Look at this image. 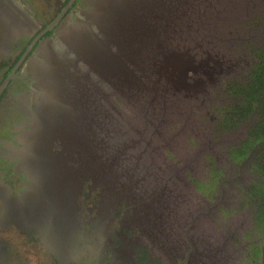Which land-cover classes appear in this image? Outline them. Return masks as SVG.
Segmentation results:
<instances>
[{
    "label": "flooded vegetation",
    "instance_id": "1",
    "mask_svg": "<svg viewBox=\"0 0 264 264\" xmlns=\"http://www.w3.org/2000/svg\"><path fill=\"white\" fill-rule=\"evenodd\" d=\"M15 1L19 5H21L22 8H24V11L29 16H31L32 19L36 21L39 28H37L35 32L33 33L22 34L21 36L17 37L13 45L11 46V48L7 51V53H4V54L0 53V216H1L0 224L2 226H14L17 230L24 233L28 238L36 239L41 248V253L46 256L47 260L51 261V264L52 263L53 264H79V263L80 264H146L141 261H138L137 257L142 254L143 255L147 254L146 260L149 261L151 252L149 253L147 251H150L152 247H156L157 246L156 244L158 243L156 241L157 239L154 240L156 238V236L154 235L155 232L146 229V234H145L141 228H139L138 226H135V224L132 222L131 219H130V222L127 220L126 224L134 225L135 227L132 226V227L126 228L125 224L120 223V220L118 222H111L109 220L111 223L110 225L108 224L109 222L108 223L106 222L107 221L106 220L101 230L102 234L104 235L103 240L97 239L95 237L92 240H90L88 238L89 236L86 238V236L91 231V225L89 224L91 222V218L96 216L97 214L98 209L96 208V206L99 205L98 202L101 199L100 194H97V198H94V200H97L96 203L94 201L90 202V205H88L89 203L88 201L87 203L86 202L83 203V205H86L85 215L81 217V220H83V223L80 226L83 236L77 239V243L80 247L79 248L80 250L78 251L79 253L77 252V254L73 255L72 259L66 260L69 254L68 253L69 248H64L67 245V241L65 239L69 238L68 231H65L63 233L57 227V225H55L53 227V230L51 231L53 233H62L64 239L55 238V237H51L50 234L48 235V233H46L41 228L42 223L38 222V219H34V222L31 223L32 217L34 218L36 216V210L39 211L38 207L42 208V206L44 205L48 206L49 208H52V207L57 208L59 206L58 207L59 212L63 214H65L66 211L70 212L71 210L73 211L74 209L76 211V209L79 206V201H77V197L80 194L81 189L84 188V183L86 181H90L89 182L90 184L85 186V188H87L89 191L99 186H100L99 187L100 189L102 188V185L99 181L100 177L98 176V170L102 165H104L105 163L104 161L101 162V160H97L96 162L92 161L90 163L85 162V164L81 163L80 168H82L83 172L81 173L80 177H76L73 175V173H70V172L66 173L64 169H62V172H63L62 174L53 173V172L52 174L50 173L51 182H52L50 187H53L54 184H58V186H60L61 193L57 195L50 193L44 198L46 199L47 202H44V199H43L42 202H44V204L39 203L35 205L33 207L32 212H31L30 207L27 206L29 204V202L27 201H25V205L27 203L26 206L30 210L29 213L27 211H24L23 213V211L17 210L10 217L9 215L6 214L4 208L2 207L5 204L3 203L5 202L3 194H7V198H9L10 196L22 198V194L23 192H25L26 189H28L31 185L37 186L36 183L38 181L36 182V180L33 178L34 175L29 176V174L24 169L21 170L18 165V162L20 161L18 157V149L20 146L19 142H30L33 139L32 143H34L37 146L38 153H40L43 159H47V160L52 159L55 154L57 156V153L61 151L62 146L64 144L66 146H69V143L70 145L81 147L83 156H84L88 154L89 151H92V145L94 143L93 141L91 142V141H86L85 139H83L85 137L88 139V136H89V134L87 133V123H86L88 119H85L84 117L85 116L89 117L92 113H94L93 110H97L94 107V109L91 112L86 111V115L82 118L83 121L81 118H80V121L78 120V126H80V129H77V130L81 131V133L79 135L75 134L76 135L75 138H77L75 140L70 141V139L74 136L73 134L75 132L71 130L67 122V119L65 118V115L61 116L63 112H60V111L56 114L55 119L53 120L56 122V125L51 129L49 133V138H48V135L47 136L46 135L37 136L35 138V132H40V133L46 132V130L48 129V125L51 122V117L42 116L41 115L42 112L40 111L41 109L40 105L37 108L36 103H35L37 99L42 100L45 97V96H41L43 91L41 90V86L36 83L37 78H38V81L41 78V71L44 69L43 67H39L38 64L36 65L37 61L38 62L41 61V58H38V54H37L38 47H40L41 45L40 43L43 41L44 38L52 37L53 32L56 31L58 28H60L66 22L67 17L69 16L68 13L66 14L65 12L67 7L69 8V11H71L72 9L75 10L76 8H79L77 10V14H75V18L83 19L84 11H85L84 9L89 8L90 3L87 0H77L78 2L77 4H75L76 0L74 1L73 0H53V1L51 0H15ZM21 1H23L25 5ZM194 1L195 3L193 1L189 2V6L192 8L194 5H196L195 8H192L195 11L197 10V7L198 8L204 7V4L206 3L207 0H194ZM224 1H229L230 3H234L237 0H224ZM241 1L244 3L248 2V0L247 1L241 0ZM64 2L65 4H63ZM249 2L250 4H252L253 11L258 10V8H256L258 3L260 4L259 9L264 7V0H249ZM192 9L189 14L188 12H183L182 14H180L178 12V7H177L174 12L169 11L168 13L165 14V16L167 17V20L165 22V33H166L167 39L168 38L170 39V42L168 43L169 49L177 48L178 45L182 46L188 40L187 37L183 36L187 32L186 24L188 23L190 25V20L192 17L193 18L200 17V15H198L196 11L194 13ZM217 10L219 13L220 10H223V9L217 8ZM252 12H251L250 19H247L245 21L246 24L247 23H250V24L249 25L244 24L246 28L243 29L242 33L240 31H235L234 33L237 32L236 33L237 35L235 36V38H232L230 41V42L236 43L237 45L236 51L238 52V56H240L241 52L248 47L246 44H249L251 41V36H248V38L245 37V35L249 33L253 32L255 34V37H257L258 46H262V45H259L260 44L259 40L263 39V36H264V29H263L264 28V11L262 10V11L255 12V13H252ZM126 14L127 15L125 17L132 16L131 13L129 14L126 13ZM54 21L56 22L49 29L45 30ZM197 22H200L203 24V21L201 19L199 21L194 19L193 25ZM123 24L125 25V23ZM131 24L133 23H130V25ZM191 26L192 25H190V27ZM196 26H198V24ZM174 30H175V33L173 32ZM199 30H202L203 32H205V26L199 27ZM48 31H51V32L48 33ZM190 31H192V27ZM104 37L107 39V42L105 44L103 43L105 46L104 47L105 51H106L105 55L107 56L106 57L104 55V57L108 61L111 58L109 48L117 49L118 43H113V42L110 43L109 38L106 35H104ZM54 39L59 40L56 37H54ZM119 40L122 41L123 38L120 37ZM192 40L193 41L191 42V46L196 47L197 39L193 37ZM247 41H249V43H246ZM253 46L249 44L250 49ZM59 47H61L60 49L62 51L67 53V56H70V57L75 58L76 60H79V58H77L76 53L70 51V49L72 48L71 46H67L66 43L64 44L63 42H61ZM57 49L59 51V48ZM200 49L201 50L199 52L197 53L194 52V54L197 56L196 63L201 64L202 68H195L194 70L187 71L185 76L182 75L181 76L182 81H184L185 83L180 82L181 84L175 85L173 83V80L169 81L165 77L163 79V84L161 86H162V90H165L167 87L168 88L167 91L160 90L158 94L153 93V92H146L145 98H142V96L139 98L138 95H135V96L128 95L127 97L128 103L131 104V106L133 107L132 109L135 111L136 115L138 116L142 115L143 117H145V115H149V118H155L158 113H164L167 110L177 111L179 113L178 116L180 117V120L182 121V128L190 129L191 127L186 126V119L189 117V112H184L181 110L180 107H176V106H175V110L171 106L163 108L162 107L163 105L161 104H157V106H150L147 100L149 101V103L158 102L159 98L157 96L165 97L164 95H166V97L170 98V97H176L178 95L177 102L179 103L183 101V98H186V100H188L187 97L195 98L196 96H198L195 101H191L193 102L192 107L195 109L193 113H196L197 111H199L198 113L200 115H204V113L206 115L208 114L207 117L210 121H213L215 117L216 126H217L213 128L215 134L222 135L223 133L234 130V128H230V127L225 128V129L219 128L220 125L218 121L221 120L223 116L218 119V116L213 117L212 114H209V110L204 105L205 102L207 101L206 94H208L209 92L206 89L212 85L215 86L214 84L222 76L221 74H226V73L230 74L231 71H234V73H231V75H233L232 78H225L221 82L220 86H218L221 92L230 93L227 89L228 88L227 83L232 82V80L234 81L241 80L242 77L246 75L245 71L250 67L251 59L249 60L248 64L242 65V68H241L242 74H241V71L237 70L234 64H231V63L225 64L226 66L225 69L223 67L222 69L216 68V66H219L220 63L214 62L211 58H208V54L205 51L209 52V50L202 49V47H200ZM213 55L218 58L220 57V59L221 57H223L222 56L223 54L220 55V54H217V52H215ZM108 62L106 63L109 65ZM37 66L39 68H37ZM95 68H97V65L92 64L88 66L86 71H90L91 74L96 79V82L97 81L100 82L96 85L98 87H100L101 84L103 85L107 84L109 86V84L106 83L108 82L106 81L107 79L106 76L110 75V70L105 69L104 67H101V66H99L97 69ZM80 71H82V68L80 69ZM57 72H61V68L58 69ZM52 73H55L54 70L52 71ZM199 74L201 75L202 78L199 76ZM175 78L177 77L174 76V79ZM170 79H172V77H170ZM121 80L122 79H119L118 83ZM204 80H206L205 83H204ZM196 83H197L196 85L197 87L193 88L194 84ZM167 84H170L174 90H176L177 88H179V90L174 91L173 89L169 88V85ZM107 85L104 87V92L110 89L109 88L110 86L108 87ZM90 88H91V84H90ZM91 90L93 91L92 88ZM121 93H124V92L121 91ZM193 98L189 100H192ZM234 98L236 99V97ZM77 99L80 102L84 100V103H86L85 99L87 98L85 97V95L81 94L79 97H77ZM212 100H214V98H212ZM232 104L234 105L235 103H232ZM97 105H98V102H97ZM166 105H169V104H166ZM71 108L75 109L72 105H71ZM107 108L109 110L112 108L110 101H108L107 103ZM81 109L83 108L82 107L78 108V105H77L76 110H79V112H81ZM215 109L217 112H221L219 107L215 106ZM145 112L147 113L145 114ZM184 114H185V118L183 117ZM33 115H35V117ZM47 119H49L50 121H48ZM163 119L165 120V117ZM62 120L64 122H62ZM71 120L72 119L68 121H71ZM176 120L178 119L172 118L170 123L171 124L176 123L175 122ZM215 121H213V123ZM58 124H60L59 126L63 128L64 134H66V136L61 137V136H57L54 134L55 132L54 129L57 128ZM208 130H211V129L208 128ZM246 135H247V131L245 133V136L242 138V140L246 137ZM50 137L52 139H50ZM201 138H206L205 139L206 141L198 143V145L200 146V147L197 146L199 149L198 150L199 153L207 149H210L212 148V146H214V142L208 140L206 133L202 134ZM34 141H37V142H34ZM171 141H172L171 138L165 139L161 144L158 143L159 146L155 145L154 142H149L150 155L152 152H155V151L159 153L161 148H166V149L171 148L173 146V142ZM241 141L239 140L238 142H241ZM238 142H234V141L226 142V144L223 145L224 146L223 151L228 157L227 160L234 161L232 160L231 155L229 153V147L232 144H235ZM108 143H111V142H104V145H106L105 147H107ZM27 148L29 149V146H27ZM167 151L169 152L171 150L167 149ZM251 153L252 151H250L247 157L242 159L241 163H243L244 165L248 163L251 164V161H252ZM28 154L30 155V153ZM76 155L72 153L73 157H75ZM172 155H175V153ZM178 157L179 156L172 157L173 161L177 163L181 162L182 158L180 157L178 158ZM209 158H210V161H212L213 157L209 156ZM246 161H248V163H246ZM234 162H237V161H234ZM91 163H93V166H91ZM243 167L244 169L247 167L249 168L248 165H245ZM244 169H242V172L243 171L247 172V170L246 169L244 170ZM250 169H253V167ZM40 170L41 171L46 170L45 166L44 168H41ZM162 173L163 172H161V174L159 173V175H162ZM53 174L54 175L58 174L59 177H55ZM224 174L226 173L221 172L222 176ZM89 175L90 177H88ZM255 175H256V172H255ZM222 176H218V179ZM229 176L231 180H233L234 178L237 181L243 178L242 173H233V175H228V177ZM156 179H159V177L157 176ZM230 179L227 178L226 180V182H228L229 184H230ZM38 183L39 184L41 183L40 180ZM216 183L217 182L215 180L214 184ZM71 186H72V189H74V187L76 186L78 187V190H79L74 198L69 188ZM244 186H246V184ZM244 186L242 188V190L244 189L243 191L247 190ZM38 189L40 190V187ZM102 191L103 193L106 191L105 192L106 195L103 194V199L104 200L108 199L109 197H107V195L108 193L110 194L109 190L102 188ZM245 193L246 192H244V194ZM122 197H123L122 199H125L129 202V199L126 193ZM225 198H226V193H224V196L222 198H219L218 202L222 204ZM21 200L22 199H20L19 201ZM75 200H76L77 208H74L76 206ZM50 201L53 202L54 205L51 204ZM127 201L123 202V207L127 206L126 204L128 203ZM149 201H151V199ZM148 203L150 205L152 201L151 203L150 202ZM141 205L142 204L140 203H137V205H132L133 209L139 210L136 213V217L140 215V211L143 213H146V209L148 210V208L144 210L145 206L139 207ZM215 205L217 206V204ZM215 205H213V207H215ZM11 208L12 207L9 206V209ZM146 216L147 214H145L144 219L146 218ZM17 217L18 218L22 217L25 222L21 223ZM185 224L186 226H183L182 229L177 228L179 237H180L179 241L173 247H171V244L169 243L168 240L167 242H164L165 244L168 245V249L167 250L163 249L162 253L166 255L171 254V256L176 259V264H193L191 263V259H190L191 257H193L196 260L201 259L200 260L201 264H204L202 263L204 260H206V262L209 264H214L213 260L215 259L213 255L216 251L212 250V253H211L209 251V244L207 243V241L203 242L202 240H200L199 236L193 230V229L198 228L199 226L195 225L194 220L185 222ZM150 228H154V226H151ZM227 229L228 230H225V240L227 239V242H232V240H234V238L237 236L236 233L238 232V229L237 228L235 230L231 228H227ZM151 230H154V229H151ZM148 231H150L151 233H148ZM143 234L144 236H142ZM140 237L141 238L144 237V239H141L140 241H136L137 240L136 238H140ZM70 239H71V236H70ZM158 241H161V240H158ZM223 242L224 240H222L221 245L223 244ZM211 246H214V245H211ZM159 248L161 250L163 247H159ZM145 249L147 250L146 252H145ZM142 250H144V252ZM262 251L264 252V248L262 249ZM160 263L163 264L162 262ZM151 264H157V263L156 262L152 263L151 261Z\"/></svg>",
    "mask_w": 264,
    "mask_h": 264
},
{
    "label": "water",
    "instance_id": "2",
    "mask_svg": "<svg viewBox=\"0 0 264 264\" xmlns=\"http://www.w3.org/2000/svg\"><path fill=\"white\" fill-rule=\"evenodd\" d=\"M191 1L195 3L194 0H89L90 6L89 8L84 9L83 19L77 18L75 22L72 23L69 21V15L66 22L53 32L52 37L44 38L40 43V47H38L37 54L38 58H41V61L45 60L44 57H46V54L44 53L45 55H43V52L47 45L59 48L58 54L50 55L47 59L53 62L55 61L54 65L58 63L57 69L62 68V66L69 69V72H66L63 80H60V72H57V74L53 73L54 77L51 76L49 78H51V82L57 90H60L63 85L67 87L69 83L73 81V88L70 89L72 95L75 97V109L71 108L72 104L69 100L65 101L63 99L69 96V92L66 90L65 92L68 96L57 98L55 100L56 105L53 106V108H55L53 115H56L59 111L63 112L61 116L65 115L69 127L75 132L70 141L77 139L75 138L76 135L81 133V131L77 130L80 129V126H78V120L80 121V118L82 119L86 115V111L91 112L95 107L97 110H93L94 113L89 117H84L85 119H88L86 123L89 140L86 137L83 139L91 142H113L112 146L110 145V147H108L109 144L107 145L108 148L100 150L92 149V151H89L88 154L84 156L81 147L70 145V143L69 146L64 144L62 146V148L64 147V150L62 149L59 153V155L63 154L59 162L63 163L66 166L67 171L73 173L76 177H80L83 172L82 168H80L81 163L96 162L97 160H100V158L101 162H105L104 165L99 168L98 176L100 177L99 181L102 188L109 190L110 194L108 193L107 197L109 198L105 200H102V197L103 194L106 195V191L100 194L101 199L99 205L96 206L99 212L97 214L102 213V209L104 211V204L107 206L105 210L107 216L102 222L97 224L96 227L98 230L104 226L106 220L107 222L112 220V217H114L112 209L116 208L115 204L121 202V200H123L122 196L126 193L130 202L129 203L124 199L128 202L126 203L127 205H137V203H140L142 205L139 207L145 206L144 210L146 208H148V210L146 209V213L140 211V215L136 217V213L139 210L133 209L132 207L133 213L129 214V209L126 206V209H123V214L117 219V222L120 220V223L125 224L126 228L138 226L145 234L146 229L154 231V235L158 240H161L159 242L163 244L164 242H167V240L169 241L171 235H177V227L173 225V222L171 223L168 220L171 210H167L168 205L165 200L167 194L165 189L168 190V194L172 189H175L174 183L170 178L171 175L166 172H163L162 175L158 174L156 176H158L159 179H157L158 181L154 184L157 185L156 187L152 186L151 188H143L141 184L149 174L148 170L153 166L152 160H150L147 166L135 169L134 172L129 170L131 173H127L128 168H126L123 163L124 159L127 160L129 157H134L137 165L141 166L143 158L145 159L150 155V140L145 135L146 128H139L133 123L130 116L121 112H117L115 116L112 114L110 115V110L112 108L114 109V106H112L110 110L108 108H106L107 110H104L101 107L98 108L97 102H100L101 99L107 96V93L104 94V87L107 84L98 87L96 84L100 82H96V79L91 72L86 71V69L88 66L96 64L97 68L101 66L110 70V75L106 76V81H108L106 83H108L110 87L107 86L113 94L119 96L122 100H127L128 95H138L139 98L141 96L142 98H145L146 92L158 94L159 91L162 90L161 85L163 84V79L165 77L169 81L173 80L175 85L185 83L182 81V75L185 76L187 71L194 70L195 68H202L201 64L196 63L197 56L194 54L195 51L199 50V47L198 45L192 47L184 44L182 46L178 45L177 48L169 49L168 43L170 42V39H167L165 33V22L167 20L165 14L169 11L174 12L177 7L180 14L183 12H188L189 14L191 9L196 6L194 5L191 8L189 6V2ZM21 2L25 5L23 1ZM215 2L216 0H207L201 10L197 7V11L199 10L198 15L210 14L211 17H216L214 13L217 10ZM246 7H250L251 11H253L252 4H250L249 0L246 3ZM111 13L115 15L113 17L111 16L112 22L108 23L107 15ZM126 13H131L132 16L128 17V19L133 24L130 25L131 29L123 31V23L127 24V22H125L127 21V17H125L127 15ZM55 22L56 21L52 22L45 30L49 29ZM106 23L110 25L108 30L106 29ZM37 28H39V26L36 21L32 19V17L24 11V8H22V6L15 0H0V53H7L17 37L22 34L33 33ZM173 32L175 33V30ZM97 35H99L98 39H103L104 35H106L109 38L110 43H118L117 49L109 48L111 55L110 60H108L109 62L104 57L106 53L105 48L98 52V49H90L89 47V42L93 45L91 40ZM9 36L10 38L6 40ZM54 37L59 40L54 39ZM120 37L123 38L122 41L119 40ZM82 38H84V40H82ZM102 41H104L102 43H106L107 39L104 37V40ZM61 42L64 44L66 43L67 46H71L72 48L70 51L72 52H76V50L79 49L85 54V58L79 57V60H75L73 64L66 59L63 60L61 55L62 50L60 49L61 47H59ZM207 54L208 58H211L214 62L221 63L220 58L213 54ZM106 62H108L109 65ZM37 68L39 67L37 66ZM81 68L82 71H80ZM174 76L177 78L174 79ZM170 77H172V79H170ZM119 79L122 80L118 83ZM87 84L89 86L86 90ZM90 84L93 91L90 88ZM167 85H169V88L173 89L170 84ZM196 85L197 83L194 84L193 88L197 87ZM167 90L168 88L166 87V89L162 91ZM178 90L179 88L174 91ZM121 91L124 93H121ZM81 94L85 95L87 98L85 99L86 103H84V100L82 102L78 101L77 97ZM151 104L152 103L150 102L149 105L151 106ZM154 104H157V102H154ZM77 105L78 108H83L81 109V112L76 110ZM171 105L174 104L171 103ZM164 114L165 113H158L157 116H159H156L154 119L145 120L144 117L145 122H143V125L149 129H157L164 118ZM138 117L143 118L142 115ZM70 119L72 120L68 121ZM62 122L64 121L62 120ZM60 124L54 129V134L61 137L66 136L63 128L59 126ZM37 136L44 135L43 133L35 132V138ZM100 152L103 154H100ZM72 153L77 155L73 157ZM64 155L69 156V162L65 160ZM19 156H21V160L23 161L22 166H20L21 170L23 168L29 176L34 175L33 178L36 182H39L42 178V181H44L43 183H45L47 177L43 178V171L40 169L44 168V165L51 168L52 163L45 161L40 153L38 154L36 151L30 156L32 161L29 159L27 160L26 156H23L21 153H19ZM91 166H93V163H91ZM45 171L47 172V170ZM54 171L55 169L53 172ZM88 177H90V175ZM48 182V186H50L52 182L49 180ZM72 186L70 187V190L73 194ZM38 188L39 187L36 185H31L25 190V192H23L22 198L18 197L19 200L22 199V205L30 207L31 212L35 205L47 202L44 198L50 193L55 195L61 193L58 184H54L53 187H49L46 191H40ZM74 188L75 193L77 194L79 191L78 187L75 186ZM3 196L6 200L7 194H3ZM115 197L117 199L113 200ZM11 198L14 197L10 196L9 199ZM43 199L44 202H42ZM150 199L152 203L149 201ZM25 201L29 202L28 205L26 203L27 206L25 205ZM148 202L151 204L149 205ZM50 203L53 204L51 201ZM11 207V209H9V207L4 208L6 214L10 217L18 210L15 209L14 206ZM58 207L49 208L45 205L42 206V208L38 207L39 211L36 210V216L34 218L32 217L31 223L34 222V219H38V222H42V219L46 216L47 209L57 210V214H55L53 210L54 214L52 216V222L50 221L51 223L48 224L47 231L51 237L64 239L62 233L55 234L51 231L55 225H57L63 233L70 230L67 225L69 212L66 211L65 214L60 213ZM24 211L26 210H23V213ZM145 214H147V216L144 219ZM22 217H17L21 223L25 222ZM130 219L135 226L126 224V221L128 220L130 222ZM151 226H154V228H150ZM150 231H148V233H151ZM54 234L57 236H52ZM142 236H144V234ZM136 239V241H140L141 239H144V237ZM71 245L72 243L70 246ZM68 251L69 254L66 260L72 259L73 255L77 254V252L71 251V248H69Z\"/></svg>",
    "mask_w": 264,
    "mask_h": 264
},
{
    "label": "rangeland",
    "instance_id": "3",
    "mask_svg": "<svg viewBox=\"0 0 264 264\" xmlns=\"http://www.w3.org/2000/svg\"><path fill=\"white\" fill-rule=\"evenodd\" d=\"M77 3L78 2L76 0L75 4ZM63 4H65V2ZM215 5L217 8L223 9L220 10L219 13L218 10L214 12L216 17H211L210 14H203L197 18L192 17L190 20L192 31H190V25L188 23L186 24L187 32L183 36L187 37L188 40L185 42V44L191 46V42L193 41L192 39L193 37H195L197 39V45L199 47V50L195 52H199L201 50L200 47H202V49L209 50V52H205L209 53L210 55L214 54L215 52L220 55L223 54V57H221L220 59V61H222L219 66H216V68L222 69L223 67L225 69V64L231 63L234 64L237 70L241 71L242 65L248 64L249 60L252 59V57H250V55L252 54V49L249 52L247 51V49H250L249 44L252 46L255 44L258 45L257 37H255V34L253 32L245 35V37L247 38L248 36H251V41L250 43L249 41L246 42L249 43L246 44L248 47L246 50H243L241 52L240 56H238V52L236 51V43L230 41L237 35V32L234 33L235 31H240L242 33L243 29L246 28L244 24L246 25L245 21L247 19H250L252 12L251 8L246 7V3L242 2L241 0H237L234 3H230L229 1L224 0H216ZM259 7L260 4L258 3V5L256 6L258 10H254L252 13L262 10L264 11V7L260 9ZM78 9L79 8L69 11V8L67 7V9L65 10L66 14L68 13V15H70V22H75V14H77ZM194 19L197 21L201 19L203 21V24L197 22L193 25ZM197 24L198 26H196ZM201 26H205V32H203L204 29L203 31L199 30V27ZM9 38L10 36L6 40H8ZM259 43V45L264 46V36L263 39L259 40ZM44 50L45 51L43 52V55L46 54V57H44L46 63L48 60V56L58 54V49L56 46L47 45L46 49ZM54 63L55 61H51V64L54 65ZM48 64V67H50V62ZM57 66L58 63L54 65V72L56 74L58 71ZM247 71L248 69L245 72ZM231 73H234V71H231L230 74H221L222 76L216 81V83L214 84L215 86L212 85L206 89L209 92L208 94H206L207 101L204 105L209 110V114H212L213 117L218 116V119L224 115V111L229 107V105H233L232 103H236V99L234 98L235 96L231 95V93L221 92L218 88V86H220L221 82L225 78L233 77ZM199 76L201 77L200 74ZM205 82L206 80H204V83ZM102 85L103 84H101V86ZM106 93L107 96L101 99L100 102H98V108L101 107L102 109L107 110V103L108 101H110L111 105L114 106V109L112 108L110 110V115L112 114L115 116L117 112H121L125 115L130 116L135 125L142 129L146 128L145 135L149 138L150 142H154L155 145H158V143L161 144L165 139H172L171 142H173V146L171 148H167L171 151L168 152L166 148H161L159 153L156 151L152 152L151 155H148L145 159L143 158V160L141 161V166L137 165L134 157H129L127 160L124 159L123 161L125 167L128 168V173L129 170L131 172H134L135 169L147 166L150 160H152L153 166L150 167V170H148L149 174L141 184L143 188H151L152 186L156 187L157 185H154L158 181L156 179V175L161 172H166L171 175L170 178L174 183L175 189H172L169 194L168 190L165 189V192L167 193L165 196V200L168 205L167 210H171L168 220L171 223L173 222V225L179 229H182L183 226H186L185 222L194 220L195 225L199 226L198 228L193 229L194 232H196L200 240H202L203 242L207 241V243L209 244V251L211 253L212 250L216 251L213 255L215 259L213 260L214 264H264L263 251L260 257H258L257 259L254 260L252 258V243L259 242V240L264 237V235L261 234V232H256L253 230L252 219L254 209L251 204H248L243 199V194L247 190H242L245 184L247 187H244L247 189L250 186L251 180L253 178H256L257 176L255 175V171L250 169L252 168V165L250 163L245 164L249 166V168H245L247 172H242V169H244L243 166L245 165L241 163V160L237 162L227 160L228 157L223 151V145L226 144V142H238L245 136V133L248 129L247 126L251 124L253 119L250 118L246 122H240L235 126L234 130L223 133L222 135L215 134L213 130V128L217 127L215 117L213 120L215 122L213 123V121H210L208 119V114L206 115L204 113V115H200L198 113L199 111L193 113L195 109L192 107L193 102L191 101H195L198 96H196L195 98L191 97L193 98L192 100H189L191 99L189 97H187L188 100H186V98H183V101L178 103V95L176 97L170 98L164 95L165 97L157 96L159 98L157 104H161L163 105L162 107L165 108L169 107V105L173 103L174 105L171 106L174 110L176 106L180 107L184 112H189V117L186 119V126L191 128L183 129L182 121L178 116L179 113L177 111L167 110L166 112H164L165 120L162 119L159 127L155 130L152 128V130L143 125V122H145L144 117L142 116L143 118H139L138 115L135 114V111L132 109L133 107L131 106V104L128 103V100L120 99L119 96L113 94L109 89L105 92V94ZM212 98H214V100H212ZM147 102L149 104L148 100ZM151 103V106H157V104H154V102ZM215 106L219 107L221 112H217ZM211 108H213L214 110ZM146 113L147 112H145V114ZM33 116L35 117V115ZM183 117L185 118V114L183 115ZM172 118L178 119L175 121L176 123H170ZM146 119L154 118H149V115H145V120ZM208 128L211 130H208ZM204 133H206L209 141L214 142V146L199 153L198 147L200 146L198 145V143L206 141V138H201L202 134ZM19 144L20 146L18 149V157L20 161L18 162V165L20 167L22 166L23 161L21 160V156H19V153L25 156L28 152V145L27 142H19ZM108 144V147H110V145H113V142ZM105 146L106 145H104V142H94L92 145V149L100 150L103 148H108ZM62 149L64 150V147ZM61 151L57 153V156L55 154L52 159H45V161L52 163V169H50L52 170V172L55 169L53 173L62 174V169H64L66 173H68L66 166L63 163L59 162L61 156L63 155H59ZM172 151L175 153V155H172L174 154ZM100 154L103 153L100 152ZM64 156L65 160L68 162L69 156ZM176 156L182 158V161L179 163L174 162L172 157ZM209 156L213 157L212 161H210ZM254 156L255 154H251V160H254ZM221 172L226 174L222 176ZM233 173H242L243 178H241V180L239 181L235 180L234 178L233 180H231L230 176L228 177V175H233ZM54 176L59 177L58 174ZM218 176L222 177L218 179ZM227 178L230 179V184L226 182ZM215 180L217 182L216 184H214ZM89 182L90 181H86L84 183V188L81 189V192L77 197V201H79L78 208L75 200L76 206L74 208L77 209L76 211L75 209L73 211L71 210L68 214L67 225L69 226L70 230L68 231L69 238L65 239L67 241V245L64 248H71V251L73 252H78L80 250L77 239L83 236L80 227L83 223L81 217L84 216L86 212V205H83V203H87V201L89 202L88 205H90V202L92 201L96 203L97 200H94V198H97V194L103 193L102 189L99 188L100 186L95 187L91 191L85 188V186L90 184ZM212 182L214 185L212 184ZM224 193H226V198L225 200H223L222 204H220L218 202L219 198H222L224 196ZM75 195L76 193L74 188L73 198L75 197ZM116 199L117 198L115 197L113 200ZM102 200H104L103 197ZM5 201L6 202L4 206H2L3 208L14 206L19 211L26 210L28 213L30 212L29 208L22 205L21 201H19L18 198H6ZM124 201L125 200L123 199L121 200V202L115 204L116 208L112 209V211L114 212V217H112L111 222H117V219L121 214H123L122 211L125 208L123 207ZM215 204H217V206ZM213 205H215V207H213ZM106 207L107 206L103 204L104 211L102 209V213L96 214V216L91 218V222L89 223L91 225V231L86 236V238L89 236L88 238L90 240H92L94 237L100 240L104 239V235L101 232L102 228L98 230L96 226L106 218ZM127 207L129 208V214H131L133 212V206L127 205ZM53 210L47 209L46 216L44 219H42L41 222V228L46 233H48V224L52 222V216L54 214ZM54 212L55 214H57V210H54ZM97 213H99L98 210ZM108 222L107 223L111 225L110 221ZM227 228H231L234 230L236 228L238 229V232L236 233L237 236L234 238V240H232V242H227V239L225 240V230H228ZM176 231L177 235H171L169 239L171 247H173L180 238L178 229ZM55 234L54 236H57ZM156 239L157 237L154 240ZM222 240H224V242L221 245ZM156 241L158 242L156 244V247H152L150 251H147L145 249V252H151L149 261L146 260L147 254L139 255L137 257L138 261L146 264H151V261L152 263L156 262L157 264H161L160 262H162L163 264H176V259L172 257L171 254L166 255L162 253L163 249H168V245L165 243H160L158 239ZM70 243H73V245L70 246ZM263 245H261V249L264 248ZM159 247L163 248L160 250ZM142 251L144 252V250ZM190 259L191 263L193 264H201V259L196 260L193 257H191ZM202 263L209 264L206 262V260H204ZM0 264H51V261L47 260L46 256L41 253V248L36 239L28 238L24 233L17 230L14 226H2L0 224Z\"/></svg>",
    "mask_w": 264,
    "mask_h": 264
},
{
    "label": "trees",
    "instance_id": "4",
    "mask_svg": "<svg viewBox=\"0 0 264 264\" xmlns=\"http://www.w3.org/2000/svg\"><path fill=\"white\" fill-rule=\"evenodd\" d=\"M251 49H247L248 52L252 51V59L246 75L241 80L227 83V89L236 97V103L225 109L223 118L218 123L221 129L235 128L240 122L253 119L247 126L246 137L241 142L232 144L229 153L232 160L241 162L250 151L255 154L251 167L257 177L251 181L243 199L254 209L253 230L264 235V46L255 44ZM263 244L264 237L259 242L252 243L254 260L260 257Z\"/></svg>",
    "mask_w": 264,
    "mask_h": 264
},
{
    "label": "bare ground",
    "instance_id": "5",
    "mask_svg": "<svg viewBox=\"0 0 264 264\" xmlns=\"http://www.w3.org/2000/svg\"><path fill=\"white\" fill-rule=\"evenodd\" d=\"M202 8L203 7L199 8V10H201ZM199 10L198 11L195 10L197 14H198ZM114 15L115 14H112V13L107 15V22L108 23L112 22L111 19H112V17ZM126 20L127 21H125V22H127V24H125V25L123 24V28H122L123 30L130 29L131 21L128 19V17H127ZM108 23H106V29L107 30L110 28V25H108ZM98 36L99 35L95 36V38L91 40L93 45H91V43L89 42V47L91 49L92 48L93 49H98V52H100V51H102L104 49V47H105L104 44L105 43L104 44L102 43V42H104V41H102V40H104V37H103V39H98ZM82 40H84V38H82ZM75 53L77 55V58L84 57V55H85L79 49H77ZM61 55H62V59L63 60L67 59L72 64L76 60L73 57L67 56V53H65L64 51H62ZM48 60H47V63L45 62V60H42V61H39V62L37 61L39 63L38 64L39 67H43V68L48 67V65H49L48 63L49 62H50V67L46 68L45 70H42L41 78L39 79V81H38V78H37V82L36 83L41 86V90L43 91L41 96H45V97L42 100L37 99L35 103H36V107L37 108L40 105V107H41L40 111L42 112V114H41L42 116H44V117L50 116L51 117V122L48 125V129L46 130V132L43 133V135H46V136L48 135V138H49V133H50L51 129L56 125V122L53 121L55 119V116H56V115H53L54 114V109H55V108H53V106L56 105L55 100L57 98L67 97L68 94L65 92V90H66V91L69 92V96L67 98H63V99L65 101L69 100L71 102L72 106L74 107L75 106V97L72 95V91L70 89V88H73V84H72L73 81L70 82L67 87L65 85H63L60 90H57L54 87L53 83L51 82V78H49L51 76L54 77V74L52 73V71L54 70V65L51 64V60H49V61ZM37 62H36V65H37ZM65 71L69 72V69L67 67H65V66H62L61 72H60V80H63V78L65 77V75H66ZM51 73H52V75H51ZM87 88H88V84L86 85V90H87ZM47 120L50 121L49 119H47ZM50 139H52V138L50 137ZM32 142H33V139L30 142H27V144L29 146V149H30V150L28 149V153H30V155L28 153H26V158H27V160L29 159L30 161H32L30 159V156L33 155V152L36 151L38 153L37 146L34 143H32ZM34 142H37V141H34ZM47 142H48V140H47ZM45 168H46L47 172L45 170H42L43 171L42 173H43V175L45 177L47 176L46 182L43 183L44 181H42V180H40V182H41L40 184L35 182L37 184V186L40 187V191H46V189H48L51 186V185L48 186V184H49L48 180L51 181L50 173L52 174V170L50 168H48L47 166H45ZM44 176H43V178H45Z\"/></svg>",
    "mask_w": 264,
    "mask_h": 264
}]
</instances>
